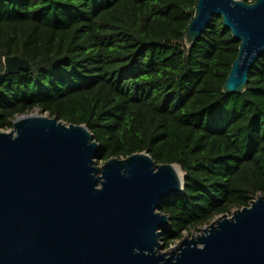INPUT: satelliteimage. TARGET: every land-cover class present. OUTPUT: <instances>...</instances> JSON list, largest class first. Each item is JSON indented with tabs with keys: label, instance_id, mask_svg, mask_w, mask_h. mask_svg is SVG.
Instances as JSON below:
<instances>
[{
	"label": "trees",
	"instance_id": "1",
	"mask_svg": "<svg viewBox=\"0 0 264 264\" xmlns=\"http://www.w3.org/2000/svg\"><path fill=\"white\" fill-rule=\"evenodd\" d=\"M197 1L0 0V129L39 110L85 124L103 161L177 164L165 249L264 194V54L245 91L226 95L240 41L213 16L188 45ZM7 56L31 68L5 75Z\"/></svg>",
	"mask_w": 264,
	"mask_h": 264
},
{
	"label": "water",
	"instance_id": "2",
	"mask_svg": "<svg viewBox=\"0 0 264 264\" xmlns=\"http://www.w3.org/2000/svg\"><path fill=\"white\" fill-rule=\"evenodd\" d=\"M213 16L240 41L223 91L241 94L264 54V0H198L187 29L198 41ZM5 75L29 70L4 58ZM102 160L85 124L40 111L0 129V264H264V194L164 251L161 211L180 195L178 165L148 152Z\"/></svg>",
	"mask_w": 264,
	"mask_h": 264
},
{
	"label": "rangeland",
	"instance_id": "3",
	"mask_svg": "<svg viewBox=\"0 0 264 264\" xmlns=\"http://www.w3.org/2000/svg\"><path fill=\"white\" fill-rule=\"evenodd\" d=\"M37 111H39V110H35V111L32 112V113H35V112H37ZM44 114L48 115L47 113H44ZM2 130H3V129H2ZM10 130H11V129H9V130H4V131H10ZM103 162H104L103 160H98V164H99V165H102ZM203 227H204V226H203ZM203 227H200L198 230H192V231L186 232V233L184 234V237H183V238H185V237L191 238L192 236H196L197 234L201 233ZM183 238H182V239H183ZM182 239L177 240L176 242H174V243L171 245V247L175 246V245H176L177 243H179ZM168 249H169V248H168ZM168 249H164V251H167Z\"/></svg>",
	"mask_w": 264,
	"mask_h": 264
},
{
	"label": "bare ground",
	"instance_id": "4",
	"mask_svg": "<svg viewBox=\"0 0 264 264\" xmlns=\"http://www.w3.org/2000/svg\"><path fill=\"white\" fill-rule=\"evenodd\" d=\"M178 170L180 172V179H181V182L182 184L184 183V173L182 172L181 168L178 166Z\"/></svg>",
	"mask_w": 264,
	"mask_h": 264
},
{
	"label": "snow or ice",
	"instance_id": "5",
	"mask_svg": "<svg viewBox=\"0 0 264 264\" xmlns=\"http://www.w3.org/2000/svg\"><path fill=\"white\" fill-rule=\"evenodd\" d=\"M252 2H255V0H252Z\"/></svg>",
	"mask_w": 264,
	"mask_h": 264
}]
</instances>
